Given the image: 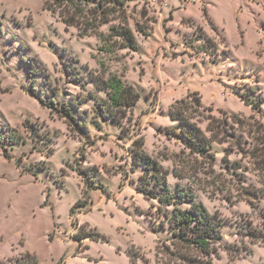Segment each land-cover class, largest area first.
<instances>
[{
  "label": "rangeland",
  "instance_id": "rangeland-1",
  "mask_svg": "<svg viewBox=\"0 0 264 264\" xmlns=\"http://www.w3.org/2000/svg\"><path fill=\"white\" fill-rule=\"evenodd\" d=\"M112 78L140 94L121 124L100 110ZM182 100L207 154L178 136ZM140 148L224 221L217 255L173 240L174 206L138 193ZM231 259L264 264V0H0V264Z\"/></svg>",
  "mask_w": 264,
  "mask_h": 264
},
{
  "label": "trees",
  "instance_id": "trees-1",
  "mask_svg": "<svg viewBox=\"0 0 264 264\" xmlns=\"http://www.w3.org/2000/svg\"><path fill=\"white\" fill-rule=\"evenodd\" d=\"M91 1L82 0V2L87 3ZM140 32L149 37L146 31L140 30ZM114 33L116 37L123 40L124 48L132 51L139 50V43L132 30L121 27L114 29ZM99 89L108 95V106H106V109L103 106L100 107L101 111L104 112L105 110L104 118L118 124H121L122 120L118 116L119 113L124 115L128 110L134 108L140 100V94L135 91V88L118 78H112L107 83L99 85ZM184 104H187V101L177 102L170 111L171 120L178 123V136L192 153L207 154L210 152L211 141L194 122L195 119L190 117V106L185 105L182 107ZM196 104L200 109H204L199 95L196 97ZM140 149L132 157L134 165L138 168L141 167L144 171V176L140 177L137 185L138 193L144 195L148 200H158L161 206H174V210L172 212L168 211L164 217L165 224H167L166 226L172 234L173 240L196 248L205 257L212 258L213 255H217L223 238L221 230L226 225L224 221L211 214L204 205L194 203L195 200L192 195L181 193V190L174 194L168 183V175L163 171L162 166L145 154L142 148ZM7 158L10 159L8 155ZM185 202L192 203V206L188 209L178 208L180 204ZM75 214L76 211L73 209L72 215ZM86 238L97 240L100 236L95 235L94 237L93 234L79 230L76 239L82 242ZM250 238L256 237L251 233ZM129 257L135 263L137 257L134 256L132 251L129 253ZM229 264H234V260L231 259Z\"/></svg>",
  "mask_w": 264,
  "mask_h": 264
}]
</instances>
